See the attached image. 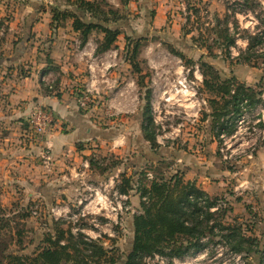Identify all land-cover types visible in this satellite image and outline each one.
Wrapping results in <instances>:
<instances>
[{"label": "rangeland", "instance_id": "rangeland-1", "mask_svg": "<svg viewBox=\"0 0 264 264\" xmlns=\"http://www.w3.org/2000/svg\"><path fill=\"white\" fill-rule=\"evenodd\" d=\"M36 1L40 8L47 6L49 10L51 5L72 11L74 7L71 0ZM100 4L104 11L109 7L117 10V19L115 15H110L109 19L110 25L120 33L109 51L90 54L89 59L98 58L94 62L96 68L88 67L87 71L88 75L89 72H112L115 82L110 87L102 86L101 94L86 90L91 86L83 83L73 92L79 107L95 121L98 129L106 130L102 137L91 141L94 150L88 159L92 160L93 167L85 168L83 183L75 176L70 180L69 194L51 196L50 201L42 195L29 197L22 192L1 198L0 264H13V255H33L37 248L45 245L46 235L53 233L54 228L69 227L73 233L81 229L87 237L103 244L106 253L101 264L124 263L132 243L133 217L142 212L141 188L153 178L169 179L183 170L181 178L185 181L186 169L182 166L185 162H177L176 156L190 157L196 150L210 149L204 120L209 113L207 96L211 94L197 79L202 75L195 64H211L222 77L235 76L237 81L255 90L261 89L264 99L263 58L258 57L254 64L237 57L247 45L241 36L255 32L264 34V0H100ZM11 8L12 16L15 4ZM226 13L230 33L237 32L235 45L229 47L231 56L223 51L225 42L216 37V30L220 32L224 27L223 23L216 25V19L222 21ZM97 18L105 17L98 12ZM10 21L9 15L0 18V28L8 27ZM70 21L58 23L66 28ZM103 36L95 29L89 38L97 47ZM78 37L73 43L76 51L81 48ZM107 61L112 64L106 68ZM183 77L190 82L189 91L176 92L177 81ZM132 80L135 85L128 83ZM124 88L142 94L140 98L137 94L123 96L118 90ZM256 104L254 107L244 104L245 119L235 138L212 146L220 169L214 168L212 174L216 178L210 176V179H223L225 184L218 196L223 198L222 207L229 209L224 217L220 215L222 212H217L214 219L240 224L241 231L259 243L255 244L254 254L264 261V156L256 157L260 148H264V120L261 116L256 121L259 117L256 109L261 104L264 107V102ZM146 117L152 121L148 127L156 139L154 145L139 136ZM238 118L231 120L234 130ZM252 146V157H248ZM153 157L161 160L153 162ZM195 161L201 167L206 166L201 158ZM224 169L226 172L218 176ZM148 172L152 174L151 179L147 177ZM93 173L95 178H92ZM36 185L42 187V179ZM123 187L129 190L127 200L120 198L117 191ZM51 208L59 209L62 215H53ZM35 209L34 215L32 210ZM53 219H58L59 223L55 225ZM217 239H205L209 246L198 253L171 259L154 256L145 263L246 264L245 257L230 252ZM250 256L246 257L249 261Z\"/></svg>", "mask_w": 264, "mask_h": 264}, {"label": "crops", "instance_id": "crops-1", "mask_svg": "<svg viewBox=\"0 0 264 264\" xmlns=\"http://www.w3.org/2000/svg\"><path fill=\"white\" fill-rule=\"evenodd\" d=\"M37 2L0 0V18L5 15L11 18L8 27L0 28L1 206L3 196H18L22 192L29 197L42 195L50 201L51 196L69 194L72 188L70 180L75 176L83 183L82 176L94 150L91 141L102 137L106 130L98 129L95 121L79 107L73 92L83 83L91 86L86 90L101 94L102 86L110 87L115 82L113 73L109 71L101 74L89 72L88 75V67L92 70L96 68L94 62L98 56L89 59L95 51V42L88 38L76 51L73 43L77 42L78 33L71 27V21L66 28H52L50 10L47 6L40 8ZM14 4L16 8L11 16L9 10ZM110 64L107 61L106 68ZM197 79L202 82V78ZM128 83L135 85L134 80ZM118 93L123 96L137 94L138 98L142 94L140 91L131 93L126 88L118 90ZM35 106L48 107L55 117L54 123L37 141L31 139L27 123V116ZM209 107L207 111H210ZM262 118L264 120V114ZM204 121L207 122L205 133L210 140V149L196 150L190 157L180 154L176 156V161L185 162L182 166L186 169V180L194 181L209 195H218L225 183L222 178L218 181L210 178H216L212 174L214 168L220 169L216 163L217 154L211 151L212 146L219 142L212 132L211 116L206 113ZM139 132V136L143 137L141 127ZM258 156H264V148H260ZM200 158L206 166L201 167L195 161ZM152 160L157 162L161 158L153 157ZM211 163L214 167H210ZM225 172V169L222 170L218 176ZM95 175L93 173L92 178ZM40 179L42 187L36 185ZM106 210L108 212L107 206Z\"/></svg>", "mask_w": 264, "mask_h": 264}, {"label": "trees", "instance_id": "trees-1", "mask_svg": "<svg viewBox=\"0 0 264 264\" xmlns=\"http://www.w3.org/2000/svg\"><path fill=\"white\" fill-rule=\"evenodd\" d=\"M70 3L74 6L73 11L51 5L52 28L58 27L61 20L71 19V27L78 33L81 47L87 42L91 32L97 29L104 36L95 52L110 49L120 33L110 25L109 19L110 15H115L114 19H117V10L109 7L104 11L100 0H71ZM98 12L105 18H97ZM227 18L228 13L222 21L216 19V25L224 24L220 32L216 30V37L225 42L223 51L231 56L229 47L235 45L237 32L230 33ZM241 38L247 41V45L239 51L238 59L255 64L254 61L262 57L264 69V34L247 33ZM197 68L202 75L205 90L211 94L207 99L210 106L207 115L211 116L212 132L220 142V134L228 135L234 130L231 120L241 115L244 101L251 107L264 102L262 90H255L253 86L237 81L235 76L222 77L211 64L197 63ZM151 122V118L146 117L141 128L143 137L154 145L156 139L148 127ZM92 165V160L89 159L90 168ZM182 175L183 171H180L169 179L153 178L141 188V199L147 201H141L142 212L133 217L131 248L123 264H146L147 258L156 255L170 259L181 258L187 253L194 254L206 249L209 241L204 240H214L216 237L217 242L222 243L230 252L245 257L246 264H264L260 256L254 254L255 244L259 243H256L254 237L243 233L240 224L226 222L223 218L214 219L217 212H222L220 215L224 217L225 212L229 211L221 205L223 198L209 195L194 181L182 180ZM117 191L129 192L124 187ZM53 221L55 225L59 223L58 219ZM53 233L46 235L45 245L37 248L33 255H13V264H101L100 260L106 253L102 243L88 238L81 230L73 233L71 227L54 228ZM66 233L69 235H65ZM252 253L254 255L250 256ZM247 256H250L251 261Z\"/></svg>", "mask_w": 264, "mask_h": 264}, {"label": "built area", "instance_id": "built-area-1", "mask_svg": "<svg viewBox=\"0 0 264 264\" xmlns=\"http://www.w3.org/2000/svg\"><path fill=\"white\" fill-rule=\"evenodd\" d=\"M198 69V68H197ZM190 88V82L186 80L185 77H183L182 79H179L177 81V86L175 87V91L176 92H181V93H186L189 91ZM205 102V100H204ZM246 103V101H244L243 105H242V113L239 116L238 120H237V124L235 125V130L234 133L231 136H228L224 133L220 134V143L225 144L226 140H230L231 138H235L237 136V134L240 131V123H242L245 119V113H243V110L245 109L244 104ZM256 114L259 116L256 121H259L261 119V116H263L264 114V107H262V105L258 106V108L256 109ZM263 120V118H262ZM55 121V117H54V113L51 109H49L48 107H44V106H35L32 111L29 113V115L27 116V123L29 125V131H30V137L33 141H37L38 139L41 138V136L47 131V129L50 127V125L52 123H54ZM220 151H222V147L219 149ZM253 150L254 147L252 146L251 149L248 151V157H252L253 154ZM223 158H226L225 155H223ZM89 163V160H88ZM89 166V164H87ZM147 177L148 179L152 178V174L150 172L147 173ZM119 197L127 200L129 198V194L128 193H119ZM127 209V208H126ZM51 213L53 215L59 214V216H61L62 214L59 213V209L57 208H51ZM37 210H32V214H36ZM61 214V215H60ZM56 219V217H54ZM81 230V229H79ZM89 238V237H88ZM158 255H156L155 257H157Z\"/></svg>", "mask_w": 264, "mask_h": 264}]
</instances>
